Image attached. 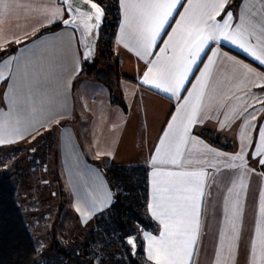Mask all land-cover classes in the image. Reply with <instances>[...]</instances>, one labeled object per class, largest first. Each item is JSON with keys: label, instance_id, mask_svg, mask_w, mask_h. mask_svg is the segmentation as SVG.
I'll return each mask as SVG.
<instances>
[{"label": "crops", "instance_id": "1", "mask_svg": "<svg viewBox=\"0 0 264 264\" xmlns=\"http://www.w3.org/2000/svg\"><path fill=\"white\" fill-rule=\"evenodd\" d=\"M244 2L245 0H229L225 8V12H233V27L239 22L240 6ZM17 4L19 6L11 8L7 14L0 17V54L5 52L0 58V64L9 58H16L12 61L11 72H5V79L0 80V111L8 112L14 88H20L25 83L17 71V64L25 57H29L33 65L41 57L45 58L43 68L48 73V79L38 86L39 90L34 97L36 106L48 107L49 100L58 92L62 93L63 98L60 104L50 105L55 114L47 122L35 125L23 139L0 145V149L18 147L30 137L49 130L54 138L55 175L67 197V208L76 218L84 220L102 215L113 201L112 190L100 165L145 168L148 182L146 209L154 224L152 230L140 231L141 257L146 264H154V261L147 259L148 241L143 234L147 232L158 236L161 228L148 209L152 196L153 171L181 172L206 167L204 163H188L189 160L197 159L194 154L190 156L188 152H185L178 164L160 163L164 150L157 156L156 149L160 146V139L168 130L172 117L176 115L177 105L182 103L183 97L192 90L196 77L200 75L199 70L208 62V56L212 55L211 50H218L220 55L214 57L216 64L212 69L213 74L207 91L209 95L217 97L218 101H224L226 107L219 109L218 104H214L211 110L207 111V116L211 118H205L201 123L194 125L191 132L203 145L222 154L208 155V161L214 163L215 168L207 170L215 179L214 182L211 179L208 181L210 187L206 189L208 194L204 200L205 211L193 264H214L219 233L223 226V198L233 181L237 184L234 191L240 192L242 205V216L237 220L240 231L239 252L234 264H248L250 244L255 237L258 220L264 228V217H261L259 211L261 192L264 191V166L258 162L259 159H264V156L256 155L259 129L264 128V106L248 99L247 103L253 106L248 107L247 112H241L234 119L229 113L230 118L225 121L224 112H229L233 107L238 110L244 107L236 99V95L239 94L238 86L245 73L228 58L248 65L259 74H264V65H260L252 56L229 41L221 39L219 42H210L188 75L180 93L181 99L177 100L170 93L155 88L151 82L142 83L149 64L137 56L131 46L125 47L124 41L121 40V25L125 17L124 9L118 0L120 21L113 40V51L118 58L119 79L116 81V90L122 95V108L111 103L109 91L103 84L81 73L83 60L74 30L64 27L62 20L50 22V18L45 14L46 8L58 7L63 11L62 19H66L65 8L59 0H17ZM184 7H187V0H180V5L174 9L168 24L157 39L152 55L146 58L148 61L155 60L157 55H163L159 50L164 47L163 41L167 40V34L176 27V21L180 19L179 14L184 11ZM223 18L224 12L216 17L220 22ZM54 26L59 27L45 31ZM250 43L254 44L255 39H251ZM53 51L56 55L49 59V54ZM28 71L31 76L32 65ZM247 79L252 81L256 77L249 74ZM258 83L264 84V80ZM247 87L257 96L264 97L261 88L254 87L251 83ZM226 96L233 98L225 100ZM253 112L255 120H251L248 115ZM246 120L251 121L250 125L245 126ZM219 121H225L224 127H221ZM210 135L217 139L216 142L209 139ZM242 147L246 168L224 167L225 164L232 163L228 158L240 153ZM153 156H157L158 160L155 167L152 164ZM234 163L239 165L240 161ZM241 172L245 173L243 177ZM241 178L246 186L243 190L239 186ZM257 252L259 256V247ZM226 255V251L222 250V259Z\"/></svg>", "mask_w": 264, "mask_h": 264}, {"label": "snow or ice", "instance_id": "2", "mask_svg": "<svg viewBox=\"0 0 264 264\" xmlns=\"http://www.w3.org/2000/svg\"><path fill=\"white\" fill-rule=\"evenodd\" d=\"M89 4L90 0H60L65 5L69 19H62L63 11L58 8H46L45 14L50 22L62 20L66 26L71 25L82 29L81 42L86 46L88 41L83 39L98 28L104 15L103 9L95 2L90 3V8L84 10L80 4ZM229 0H187V7L179 14L180 19L176 21V27L167 34V40L163 41L164 47L155 60L148 61L146 58L152 55V49L156 47L157 39L160 37L174 9L180 5V0H120L124 9V23L121 25V40L125 47H130L141 59L149 64L148 70L144 73L142 83H152L157 89L180 100L181 90L192 72L201 54L210 42H219L221 39L229 41L245 53L252 56L260 65H264V0H245L240 6L239 22L233 27V12H225ZM19 6L17 0H0V17L7 14L11 8ZM182 6V5H181ZM94 10V11H93ZM224 12L222 22L216 17ZM79 19V23L77 22ZM255 43H250L251 39ZM69 37V44H70ZM19 43V41H17ZM212 55L208 56V62L196 77V83L192 90L183 97V102L176 108V115L168 124V130L160 139V146L157 147V156L164 150V157L160 163L178 164L180 158L188 152L193 154L196 160H189L188 163H204L202 167L192 171L162 172L153 171L151 202L148 209L151 216L161 226L159 235H152L145 232L144 238L148 241L147 259L154 261V264H193V257L196 255V245L202 227V216L204 214V200L210 187L209 179L214 182V175H210L208 168H215V164L208 161V155H222L208 148L192 136V128L201 123L207 116L214 104L219 109L226 107L224 101H218L217 97L208 94V86L212 77V69L216 64L214 57L220 55L218 50H211ZM53 51L49 59L55 57ZM87 55V53H86ZM226 55V54H225ZM16 58H9L0 64V80L5 79V72H11L12 61ZM231 59L233 64L244 70V79L238 86L236 99L244 107L241 109L230 108L224 112L225 121L234 119L241 112H247V100L264 106V97L257 96L247 87L251 83L254 87L264 91V84L258 81L264 80V74L256 73L254 69L242 62ZM45 58L41 57L35 65L29 57H25L17 64V71L25 81L22 87L14 88L8 112L0 111V145L14 143L16 139H23L26 134L37 124L47 122L55 111L51 104H60L63 96L57 93L49 100V106L37 107L34 97L39 90L38 86L42 81H47L48 73L44 71ZM33 66V73L29 76V66ZM256 77L249 81L248 75ZM232 96H226L225 100H231ZM202 113L204 115H202ZM251 120H255V112L248 114ZM225 121H219L224 127ZM251 121L246 120L245 126ZM242 144L244 137H241ZM256 155L264 156V128L259 129V144L256 146ZM157 156L152 157V164L158 163ZM232 163H227V168H246L244 160V148L235 156L228 158ZM235 161H240L237 165ZM259 164L264 166V159H259ZM219 171V169H216ZM245 175L241 172V177ZM240 188H246L243 179L240 180ZM237 184L227 189L223 198V226L219 233V245L215 253L214 264H234L235 257L239 252L240 231L237 220L242 216V205L240 192H235ZM230 198L231 201H230ZM80 211V209H77ZM93 210L95 208L93 207ZM260 215L264 217V191L260 198ZM128 244L136 247L135 238H129ZM259 247V256L257 249ZM222 250L227 255L222 259ZM248 264H264V228L260 220L257 221L255 237L251 240Z\"/></svg>", "mask_w": 264, "mask_h": 264}, {"label": "trees", "instance_id": "3", "mask_svg": "<svg viewBox=\"0 0 264 264\" xmlns=\"http://www.w3.org/2000/svg\"><path fill=\"white\" fill-rule=\"evenodd\" d=\"M92 1L103 8L105 17L100 29L96 58L93 62L83 61L81 73L103 84L109 91L111 103L124 108L122 95L116 90V81L119 79L118 58L113 51V40L120 21L118 0ZM58 27L54 26L45 31ZM4 53L0 54V58ZM209 139L212 142L217 140L213 135ZM100 169L113 193L110 208L98 222V227L102 228L108 239V243L104 244L108 248L109 244L117 243L124 264H143L140 231L154 228L146 209V169L139 166L125 168L113 165H100ZM16 170L19 171V167ZM62 207L60 206V210ZM51 235L52 250L48 253L39 250L22 213L16 181L10 174L0 172V264H50L54 260L57 264H94L92 257L98 246L99 232L92 233L80 244L73 242L70 245L56 237L54 228ZM130 236H134L136 241L137 250L134 255L125 242ZM119 262L110 261L109 264H120Z\"/></svg>", "mask_w": 264, "mask_h": 264}, {"label": "rangeland", "instance_id": "4", "mask_svg": "<svg viewBox=\"0 0 264 264\" xmlns=\"http://www.w3.org/2000/svg\"><path fill=\"white\" fill-rule=\"evenodd\" d=\"M53 149L54 138L49 130L30 137L13 150L0 149V172L10 174L16 181L22 213L37 248L47 253L52 250L53 228L56 237L66 245L73 242L80 244L92 233L99 232L92 262L109 264L110 261H120V264H124L119 245L109 244L107 248L104 244L108 243V239L102 228L98 227L104 213L84 220L69 212L67 197L62 195V185L55 175ZM18 167L19 171L16 170ZM60 206H63L62 210Z\"/></svg>", "mask_w": 264, "mask_h": 264}, {"label": "water", "instance_id": "5", "mask_svg": "<svg viewBox=\"0 0 264 264\" xmlns=\"http://www.w3.org/2000/svg\"><path fill=\"white\" fill-rule=\"evenodd\" d=\"M59 1H60V0H59ZM91 2H94V1L90 0L89 4H87V5L84 4L83 2H81L80 6H81L82 9L87 10L88 8H90V3H91ZM95 3H96V2H95ZM98 5H99V4H98ZM63 6H64V8H66L65 5H63ZM99 6H100V5H99ZM100 7H101V6H100ZM101 8H102V7H101ZM102 9H103V8H102ZM93 11H94V10H93ZM103 12H104V10H103ZM66 14H67L66 19H69V18H70V17H69V14H68L67 12H66ZM104 17H105V13H104V15H103V17H102V19H101V21H100V23H99L98 28L93 29V32H92L91 34H88V35H86L85 37H83V39H86V40L88 41L87 46H86L84 43L81 42V40H82V36H81V31H82V29H78V28L73 27V26H71V25L66 26V25H64V24L62 23V25H63L64 27L71 28V29L74 30V32L76 33L77 40H78V45H79V48H80V51H81V56H82V60H83V61L93 62V61L95 60V58H96L97 44H98V40H99V36H100V29H101L102 26H103ZM77 22L79 23V19H78ZM86 53H87V55H86ZM132 237H134V236H130V237L126 238V239H125V242H126V244L131 248V254L134 255L135 252H136V250H137V246L133 249V247H132L131 245H129L128 242H127L128 239H129V238H132ZM134 238H135V237H134Z\"/></svg>", "mask_w": 264, "mask_h": 264}]
</instances>
